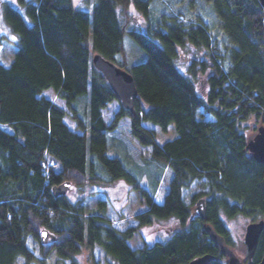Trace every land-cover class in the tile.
<instances>
[{
  "label": "trees",
  "instance_id": "16d2710c",
  "mask_svg": "<svg viewBox=\"0 0 264 264\" xmlns=\"http://www.w3.org/2000/svg\"><path fill=\"white\" fill-rule=\"evenodd\" d=\"M152 2L0 0L3 19L18 38L11 65L0 62V264H19L20 257L23 264H47L53 251L58 263L78 264L80 255H93L97 247L105 264H189L205 254L216 256L209 264H226L206 225L231 245L224 217L264 219V164L246 149L250 135L244 126L251 117L264 123L261 1L213 0L222 32L234 44L225 53L204 21L168 13L150 21ZM129 4L147 18L146 30L128 28L124 10ZM126 34L147 55L129 70L125 62L118 64ZM190 45L205 53L190 60L184 73L180 51ZM96 53L133 75L139 92L133 110L122 106L93 65ZM202 75L206 86L199 91ZM83 98L84 111L78 105ZM115 101L119 109L108 121L104 111ZM126 117L132 136L150 147L157 168L173 172L162 204L118 156L107 153L110 133ZM145 122L164 132L174 124L177 136L160 143ZM97 162L108 182H127L145 201L147 208L134 216L136 226H114L105 201L98 203L100 212L91 213L83 202L54 195L53 187L65 181H102ZM197 180L207 190L187 203L183 192ZM204 194L210 196L205 219L195 213ZM170 219L176 223L166 242L129 244L141 227ZM29 237L39 243V255L29 248ZM263 254L264 230L249 264H258Z\"/></svg>",
  "mask_w": 264,
  "mask_h": 264
},
{
  "label": "rangeland",
  "instance_id": "374dc122",
  "mask_svg": "<svg viewBox=\"0 0 264 264\" xmlns=\"http://www.w3.org/2000/svg\"><path fill=\"white\" fill-rule=\"evenodd\" d=\"M7 1L11 3L14 2V0ZM76 1L77 3H86V0ZM212 2L213 0H153L150 21L158 19L162 13L174 14L179 16L180 19L186 21H204V23L210 26L213 38L218 40V44L222 47L221 49L225 53L226 50H231L234 44H232V42H230V40L223 34L221 24L212 7ZM124 13L128 28L146 30L148 20L133 4L127 5ZM0 28V32L3 35L2 45L0 47V62L8 67L14 60L16 51L15 40H18V38H15V36L12 35L13 33L10 27L5 23L2 10H0ZM204 53L205 50L196 49L191 45L188 50L182 49L180 51V69L184 73L187 72L190 60L197 57H204ZM146 57L147 55L144 50L129 36V34H126L122 53L118 55V64L125 62L127 64V70H129L132 64L140 63L144 61ZM229 64V54H227L226 65ZM204 79V75L200 76V81L198 82L199 91L205 89L206 83L203 82ZM47 95L51 96L56 101H59L62 106L64 105V101L56 98L53 92L49 91ZM78 105L79 108L84 111L87 106V98L81 99L78 102ZM119 106L120 103L115 101L107 107L104 111L106 120H111L114 113L119 109ZM206 117L211 118V115H206ZM66 121L73 125V122L69 118H66ZM262 123V120L257 121L255 117H251L249 121L244 123L246 133L253 135L256 133L257 127ZM144 125L156 131L157 140L160 143H164L177 136L174 124L170 125L167 132L162 131L159 126L151 122H145ZM150 152V147L147 148L141 146L132 136L130 131V119L127 117L122 119L119 122L117 129L110 133L107 151L108 155L118 156L123 161L124 165L133 174L140 178L142 187L149 190L150 193L154 195V199L162 204L168 192L173 172L169 168L161 172L156 164L152 162ZM89 167L90 166L88 165V168ZM95 172L101 177L102 181H87L83 185H72L66 193L68 198L73 202H83L87 207V210L91 213L100 212L98 203L99 201H105V214L112 220L114 226L120 230H126L131 226H136L137 221L134 218L135 214L147 208V205L140 194L137 191L132 190L130 184L125 181L120 180L114 183L108 182L106 180L108 174L98 162L95 166ZM206 190L203 181H194L189 188L184 190L183 198L187 203H191L192 198L195 195L200 194V192H206ZM202 197L207 199L210 196L204 194ZM224 218L233 241L232 244L230 243L231 245L228 246L242 259L247 260V247L244 241L246 227L251 222L259 221L260 218L242 215L232 219L227 217ZM175 223V219H170L166 221H158L152 227H141L134 238L129 240V244L134 248H140L144 245H153L157 241L166 242L172 237V228H174ZM27 244L35 254L39 255V243L37 241L32 237H29L27 239ZM57 260L58 256L56 251H53L47 259V264H63L62 262L58 263ZM18 261L19 264H23V257H20ZM69 263L70 261H66L64 264ZM77 263L105 264L104 253L102 249L98 247L93 252V255L89 254V251H86L83 255L78 257Z\"/></svg>",
  "mask_w": 264,
  "mask_h": 264
},
{
  "label": "water",
  "instance_id": "95a60500",
  "mask_svg": "<svg viewBox=\"0 0 264 264\" xmlns=\"http://www.w3.org/2000/svg\"><path fill=\"white\" fill-rule=\"evenodd\" d=\"M264 8V0H260ZM93 65L106 78L117 98L120 100L123 107L129 110L134 109L135 100L139 96V92L133 75L122 67L116 65L114 62L104 58L102 55L96 53L92 58ZM246 149L250 152L252 157L258 162L264 164V123L257 127L256 133L248 136ZM71 182L65 181L58 186L53 187L55 196L66 194L71 188ZM195 213L205 219L207 215L206 198L201 197L196 202ZM264 230V219L251 222L246 227L245 244L247 247V260L252 261L260 239V235ZM206 231L211 239L219 247V251L224 255L226 264H245L236 252L228 246L225 238L219 234L210 224L206 225ZM43 242H47V231H42ZM216 256L212 254H205L193 259L189 264H209ZM258 264H264V254Z\"/></svg>",
  "mask_w": 264,
  "mask_h": 264
},
{
  "label": "flooded vegetation",
  "instance_id": "af4514ba",
  "mask_svg": "<svg viewBox=\"0 0 264 264\" xmlns=\"http://www.w3.org/2000/svg\"><path fill=\"white\" fill-rule=\"evenodd\" d=\"M224 256V255H223ZM225 261H226V259H225ZM226 263V262H225ZM245 264H249V263H251V262H249L248 260H246L245 259V262H244Z\"/></svg>",
  "mask_w": 264,
  "mask_h": 264
}]
</instances>
